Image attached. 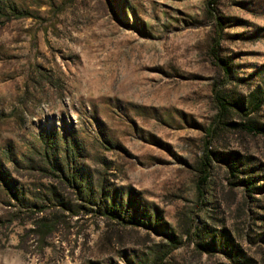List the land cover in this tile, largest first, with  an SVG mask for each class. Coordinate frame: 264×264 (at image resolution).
I'll use <instances>...</instances> for the list:
<instances>
[{
    "label": "rangeland",
    "instance_id": "374dc122",
    "mask_svg": "<svg viewBox=\"0 0 264 264\" xmlns=\"http://www.w3.org/2000/svg\"><path fill=\"white\" fill-rule=\"evenodd\" d=\"M215 90L264 126V0H0V264H155L174 246L165 264H232L236 246L264 264V137L207 135ZM207 149L243 157L256 201L218 161L200 184ZM209 216L204 250L187 230ZM38 221L59 223L43 239Z\"/></svg>",
    "mask_w": 264,
    "mask_h": 264
},
{
    "label": "trees",
    "instance_id": "16d2710c",
    "mask_svg": "<svg viewBox=\"0 0 264 264\" xmlns=\"http://www.w3.org/2000/svg\"><path fill=\"white\" fill-rule=\"evenodd\" d=\"M15 11V9L13 10ZM24 18H28L27 16H22ZM219 63V67L223 70L224 74L231 77L233 74V70L231 66L222 59H217ZM215 104L218 108V114L216 118V122L207 129V135L215 140L218 138L223 132H245L252 136H262L264 137V126L260 124L257 120L253 119L246 113L247 107L245 106L244 100L232 101L226 92H218L215 90ZM263 105V101H260L257 104V110L261 109ZM240 117L243 121H237L233 118V115ZM241 156H228L217 154L210 149H207V155L205 158L201 160V163L198 165V172L202 175L200 178V184L206 185L208 179L212 175V170L216 164L213 162L222 163L220 164L221 168L225 169L227 173L228 183L232 188L243 190L244 196L246 199H250L252 201H256V196L261 193L259 186V179L255 175L254 170L250 168L248 164H243ZM219 167V166H218ZM60 183L65 184L68 183L71 187H76V179L72 177L71 179H62ZM205 191L201 188L200 195H203ZM262 218V217H261ZM247 219H252L251 216H248ZM213 223H219L216 218L213 216H209V219L202 220L204 223L203 228H201L198 224L193 223L189 230H187V235L190 238L193 236L198 239V246L204 248V250H208L207 243L211 239L214 245L217 244L216 238L218 230L216 229V225L211 226L209 221ZM59 222H54L53 224H43L42 221H38L35 223V230L33 231H41L43 233L42 238L45 239L48 236L52 235L56 231V227ZM221 226V225H220ZM193 231V232H192ZM222 239L224 243L229 244L231 242V238L229 235H225L223 230L220 231ZM174 249L177 247L174 246ZM172 248V249H173ZM172 249L162 254L158 260H156L155 264H165L166 260L169 259L172 262V258L170 257L172 254ZM230 261L232 264H256L253 259L247 256V253L241 248V246H236L234 252L230 256ZM173 264V263H170Z\"/></svg>",
    "mask_w": 264,
    "mask_h": 264
}]
</instances>
